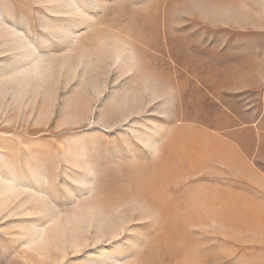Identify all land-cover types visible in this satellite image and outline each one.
<instances>
[{
	"label": "rangeland",
	"instance_id": "rangeland-1",
	"mask_svg": "<svg viewBox=\"0 0 264 264\" xmlns=\"http://www.w3.org/2000/svg\"><path fill=\"white\" fill-rule=\"evenodd\" d=\"M0 264H264V0H0Z\"/></svg>",
	"mask_w": 264,
	"mask_h": 264
},
{
	"label": "bare ground",
	"instance_id": "bare-ground-1",
	"mask_svg": "<svg viewBox=\"0 0 264 264\" xmlns=\"http://www.w3.org/2000/svg\"><path fill=\"white\" fill-rule=\"evenodd\" d=\"M148 184V183H147ZM143 187H145V186H143ZM150 187V186H149ZM147 188H148V186H147ZM153 189V188H152ZM144 190V189H143ZM146 191H148V189H146ZM153 191H155V190H153ZM150 192L152 193V191L150 190ZM157 192V191H156ZM148 193H149V191H148ZM150 194V193H149ZM159 195V194H158ZM154 197H155V195H153ZM154 197H152V199L154 198ZM159 197H162L161 195L159 196ZM159 197L157 198L158 200H159ZM151 200V199H150ZM155 200V202H157V200H156V198L154 199ZM161 200V199H160Z\"/></svg>",
	"mask_w": 264,
	"mask_h": 264
}]
</instances>
